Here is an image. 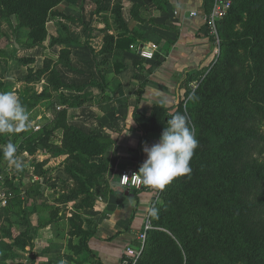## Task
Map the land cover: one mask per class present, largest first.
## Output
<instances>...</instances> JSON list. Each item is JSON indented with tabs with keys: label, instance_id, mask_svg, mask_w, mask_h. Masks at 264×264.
<instances>
[{
	"label": "rangeland",
	"instance_id": "1",
	"mask_svg": "<svg viewBox=\"0 0 264 264\" xmlns=\"http://www.w3.org/2000/svg\"><path fill=\"white\" fill-rule=\"evenodd\" d=\"M56 18L58 21L55 22L64 36L65 29L60 23V17H54ZM16 22L15 16L9 22L0 11V71L5 72L2 91H11L17 95L30 119L26 128L19 133L0 135V190L6 193V203L0 205V244L8 246H1L0 253L3 257L12 258L16 264H97L96 261L92 262L93 258L82 248L81 238L84 232L97 228L98 216L104 213L108 193L128 190L119 182L120 174L128 165L121 162L118 166L112 164V153L117 140L111 133L101 128L85 130L69 121L68 109L76 105H67L69 102L62 98L56 87L60 83L58 77L51 73L49 78V72L38 74L32 69L34 54L38 59H43L45 52H48L45 50L46 42L42 41L39 47L32 49L35 45L28 46L32 38L24 36L27 28L13 31ZM222 22L223 20L217 23V35L213 36L212 55L185 81L184 97L189 98L193 93L203 92L207 96L210 93H229L244 98L246 80L249 78L247 75L252 63L248 52L250 49L238 48L236 53L232 48L226 47L222 39ZM254 37L264 40V28ZM48 59L46 56L45 61ZM235 59L238 61L237 66L232 64ZM225 61L232 64V67L224 65ZM230 72H239L241 76L238 78L237 92H233L230 81L223 79ZM42 75L48 81L56 80L55 85H49L51 96L31 98V94L43 92L47 85L40 83ZM93 101L92 98L87 104ZM240 103L255 119L248 122L245 128H255L262 136L236 141L232 146L224 143V146L230 152L237 146L244 147L251 143L253 148L249 150L250 157L264 163V110L255 101L250 103L243 100ZM188 105L192 108L189 125L199 142L190 161L192 171L190 175L174 179L163 191L155 189L150 204L158 212L151 218L152 231L149 238H146V251L144 248L145 254L140 256L139 264H146L150 254L156 256V264H164L166 252L169 256L183 257L186 264V246L191 243L194 232L200 234L206 227L221 226L231 220L226 214L218 216L208 213L206 209L218 208L222 212H228L233 201L242 203L241 196H231L225 191L226 201L216 207L217 200L212 198L213 189L206 187L213 174L221 167L218 165L220 168H216L217 164L210 161L208 154L220 157L222 149L215 154L213 151L217 147V141L221 143V138L214 133L207 121L210 109L205 104L200 110L195 103L189 102ZM66 124L77 127L81 133L69 129ZM9 142L17 146L16 155L25 164L22 170H16L3 156L2 149ZM227 159L226 163L221 164L230 165L237 171L246 160L245 157ZM251 182L259 183L255 176L251 178ZM204 191L209 194L203 195ZM257 212L256 209L251 211L253 220L259 218ZM244 219L243 217L241 220ZM166 222H171V225H165ZM177 224L178 232L183 233L182 238L170 229L177 228ZM194 224L197 225L195 228ZM207 237L208 234L204 233L196 241L201 245L192 255V258L196 256L192 262H206L212 253V245ZM172 264L179 263L173 261ZM219 264L229 263L223 259Z\"/></svg>",
	"mask_w": 264,
	"mask_h": 264
},
{
	"label": "crops",
	"instance_id": "2",
	"mask_svg": "<svg viewBox=\"0 0 264 264\" xmlns=\"http://www.w3.org/2000/svg\"><path fill=\"white\" fill-rule=\"evenodd\" d=\"M201 3L202 0H63L57 5L63 15L47 21L44 41L48 52L43 59L34 54L32 69L43 68L46 56L53 60L51 64L61 81L59 91L82 100L80 105L69 107V121L85 130L101 128L111 133L117 140L112 153L114 166L121 162L139 170L147 159L143 148L158 143L162 134L151 133L149 141L139 146L140 132L133 118L135 106L149 114L154 102H178L184 94L181 82L212 55L214 44L202 19L190 14L191 10H202ZM56 16L65 29L64 36ZM142 48L152 50L153 59L141 56ZM48 82L42 75L40 83ZM92 98L94 101L88 105ZM154 191L147 187L138 193L132 219L136 204L133 192L108 193L104 213L98 216L96 232L89 240L104 264L120 263L124 248L143 227ZM0 256V264H16L12 258H4L2 253Z\"/></svg>",
	"mask_w": 264,
	"mask_h": 264
},
{
	"label": "trees",
	"instance_id": "3",
	"mask_svg": "<svg viewBox=\"0 0 264 264\" xmlns=\"http://www.w3.org/2000/svg\"><path fill=\"white\" fill-rule=\"evenodd\" d=\"M61 1L63 0H0V11L2 16L9 22L11 21V17L15 16L17 22L13 26V31H19L24 28L28 29L24 36L27 39L32 38V41L28 43V46L32 47L42 43L47 36V21H49L52 16L63 15L61 11L57 9V5ZM213 1L214 0H202V11L209 12ZM263 11L264 0H231V7L228 13L218 20V23L223 20L220 26L223 30L222 39L226 47L229 49L232 48L236 53L238 48L250 49L248 52L251 56L252 63L250 65L249 75H247L249 78L246 80L247 85L245 87L246 92L244 98L229 93H210V97V95L207 96V94L203 92H196L189 98L184 97L183 94V96H180L178 102L169 105L162 104L161 102H154L149 114L145 113L139 105H136L133 111V118L137 125L136 128L140 132V146L144 142L149 141V135L151 133H162L164 128L167 127V120L177 112L186 115L189 121L192 109L188 105L189 102L195 103L196 108L199 110L205 104L206 108L210 109V116L207 121H209L214 133L221 138V143L217 141V147L213 151V154L222 149V154H220L219 158L216 155L212 156L208 154L210 161L217 164L216 168H221L213 174L211 182L206 188L210 187L213 189L212 198L217 200L216 207H220L221 203L226 201V196H224L226 193L225 191L231 196L242 197V200H240L242 203L233 201L228 212H222L218 208L206 209L210 214L218 216L226 214V217L231 220L224 222L221 226L212 225L206 227L200 234L194 232L191 237V243L186 246L188 250L186 264H197L191 261L196 257L194 256L192 258V255L196 249H199L198 247L201 244H198L196 241L200 239L204 233H207L209 236L207 238L209 244L212 245V253L208 256L206 262H199V264H219L223 259L224 261L227 260L229 264H264V163H259L258 159L250 157L251 152L249 153V150L253 148L250 145L251 143L245 144L248 150H246L245 146H237V148H234L230 152L224 146V143L232 146L236 141H242L250 137H258L261 135L258 134L255 128H245L248 122H253L255 119L252 116L253 114L246 110L240 102L243 100L250 103L255 101L259 104L260 109L264 110V40L262 38L256 39L257 36L254 37V35L260 34L261 29L264 28ZM117 16L119 15L117 14ZM258 24L260 26H258ZM207 35L210 40L214 41L213 36L208 30ZM238 58L239 56L236 59ZM236 59L232 62L233 66H237L238 61ZM51 61L50 59L46 60L44 67L37 69L35 73H47V70L51 67ZM232 64L230 65L227 61L224 62L226 66L232 67ZM51 73L55 74L60 80L59 72L56 68L53 67L49 70V78ZM229 74L230 75L223 76V79L230 81L229 84L233 92H237L239 89L238 78L241 76L239 72H230ZM187 79L188 76L181 82V87L185 88L184 83ZM55 81L56 80L49 79L43 92L39 94H35L37 93L35 92L31 94V98L51 96L49 85H55ZM4 85L5 72L0 71V91H2ZM60 85L61 81L56 87L59 88ZM61 95L64 101L69 102L67 105H77L82 102V100L76 101L78 99L77 97H67L62 93ZM137 100L139 101V98ZM72 101L74 103H71ZM66 127L81 133L80 129L75 126L67 125ZM238 153L239 155H237ZM236 156L237 158H246L239 171L232 168L230 165L225 166L221 164V162L226 163L228 157L237 159ZM218 165H220V167ZM253 176L258 180V184H253L251 182ZM147 187L148 186H144L142 189L131 190L136 199V204L131 213V219L134 217L137 210L139 201L138 193ZM255 191L256 194H254ZM208 194L209 193L206 191L203 193L205 196ZM253 209L258 210L257 214L259 218H256V220L252 218L251 211H253ZM243 217L245 219L241 220ZM151 218H153L152 215ZM156 223L158 222L156 221ZM165 225L169 226L171 222H166ZM196 226L197 225L194 224L193 228ZM193 228H190L191 231H193ZM170 229L176 236L180 238L183 237V233L178 232V224L177 228ZM151 231L152 229L148 230L147 239ZM95 232L96 229L84 232L81 238L82 248L93 258L92 262L96 261L97 264H104L101 257L98 256L89 244V240ZM1 246L8 247L5 244H0V247ZM152 246V248H154V245ZM10 250H12V247ZM156 260V256L153 257L150 254L146 259V264H156ZM259 260L262 261L260 262ZM163 261L161 262L164 264H172L173 261L184 264L183 257L179 255L169 256L167 252L166 258L163 259Z\"/></svg>",
	"mask_w": 264,
	"mask_h": 264
},
{
	"label": "clouds",
	"instance_id": "4",
	"mask_svg": "<svg viewBox=\"0 0 264 264\" xmlns=\"http://www.w3.org/2000/svg\"><path fill=\"white\" fill-rule=\"evenodd\" d=\"M29 119V113L17 95L11 91H0V135L19 133L26 128ZM198 144L187 116L177 112L167 120V127L159 142L143 148L147 159L137 172L142 183L163 191L174 179L190 175V161ZM2 152L16 170L25 167L24 162L16 155L17 146L14 143H7ZM157 212L155 207L148 209L152 216H156Z\"/></svg>",
	"mask_w": 264,
	"mask_h": 264
},
{
	"label": "built area",
	"instance_id": "5",
	"mask_svg": "<svg viewBox=\"0 0 264 264\" xmlns=\"http://www.w3.org/2000/svg\"><path fill=\"white\" fill-rule=\"evenodd\" d=\"M230 7L231 0H214L209 12L195 9L191 10L190 14L191 16H199L208 32L216 37L218 20L228 13ZM139 54L146 58L153 57V51L146 48L140 49ZM137 172L138 170L134 166L126 167L120 174L119 178L122 187L128 190L142 189L145 185L142 183V179ZM5 197L6 193L0 190V205L6 203ZM151 222V215L147 212L142 229L133 235V242L124 248L119 264H137L145 248L147 233L152 227Z\"/></svg>",
	"mask_w": 264,
	"mask_h": 264
}]
</instances>
